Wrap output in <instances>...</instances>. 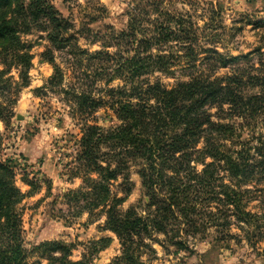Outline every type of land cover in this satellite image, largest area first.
Listing matches in <instances>:
<instances>
[{"label":"trees","instance_id":"1","mask_svg":"<svg viewBox=\"0 0 264 264\" xmlns=\"http://www.w3.org/2000/svg\"><path fill=\"white\" fill-rule=\"evenodd\" d=\"M84 1L63 0L65 17L53 0H0V94L11 89L5 75L15 70L18 78L10 92L15 98L0 103V122L10 124L18 92L29 85L33 55L23 37L43 33L48 45L42 56L52 75L34 94L64 96L79 125L63 172L81 186L63 198L76 217H104L102 230L120 246L108 264H148L142 257L155 253L154 235L178 251L207 228L235 226L247 244L260 243L264 206L262 214L247 206L264 205V43L237 56L218 51V13L202 9L210 16L199 26L200 0H132L121 30L103 23L107 12L99 0ZM71 5L79 8L78 24ZM80 38L99 49L82 48ZM158 75L176 80L167 87ZM100 110L106 121L96 118ZM131 169L147 199L144 214L121 208L132 189ZM15 179L14 169L0 162V264H41L29 262L33 255L46 264H93L109 238L91 242L78 261L59 242L25 248L18 206L38 183L24 175L30 191L23 193ZM118 179L121 195L111 189Z\"/></svg>","mask_w":264,"mask_h":264},{"label":"rangeland","instance_id":"2","mask_svg":"<svg viewBox=\"0 0 264 264\" xmlns=\"http://www.w3.org/2000/svg\"><path fill=\"white\" fill-rule=\"evenodd\" d=\"M105 7L107 17L104 24L112 25L116 30L125 28L127 18L125 11L132 0H99ZM84 0L80 4L85 5ZM196 5L199 26L207 21L209 12L203 11L211 7L215 15L216 29L213 31L219 37L215 46L218 51L237 56L247 53L264 43V27L255 26V23L264 22V0H200ZM198 4V3H197ZM53 5L63 16L68 11L63 0H53ZM182 3L175 2V6L182 9ZM74 10L75 23L78 24L77 14L79 8L70 6ZM187 10L188 7L185 6ZM203 9V10H202ZM23 41L31 45L33 59L28 73L29 85L18 92L16 103L12 106L13 117L10 124L5 127L0 122V162H4L14 169L16 174L15 185L23 193L30 188L22 181L25 175L29 181L35 180L38 189L25 198L18 206L21 212L23 242L28 251L45 242H59L70 246V259L78 261L91 242L102 238H109L110 243L106 249L93 257V264H108L119 255L120 246L114 234L103 231L104 217L101 215L89 216L83 213L74 215L72 204L67 205L63 198L68 190L81 186V180H68L63 167L69 161L72 144L79 136V125L72 118L69 107L64 102V96L47 93L44 97H36L34 90L43 86L52 75L51 66L43 59V52L48 43L45 34L33 31L24 36ZM79 45L89 51L99 49L97 45H89L82 38ZM56 62L65 66L63 54L56 53ZM176 75L180 74L182 66H178ZM0 70L3 67L0 65ZM66 73V72H65ZM224 72L221 71V74ZM177 77V76H176ZM160 82L167 87L174 84L176 79L157 76ZM3 79H8L11 89L0 94V103L7 98L13 99L17 73L11 70ZM69 75L65 74L64 86H69ZM113 86L119 85L114 82ZM21 119L18 120L17 117ZM99 121H106V113L100 110L96 114ZM103 124V123H101ZM105 126L109 123H104ZM128 179L131 182V192L122 204V209L137 208L141 214L146 202L140 179L131 169ZM122 179L113 183V192L122 189ZM48 186L50 189L47 190ZM263 203L253 201L248 209L262 214ZM262 228L257 236H263L262 241L254 247L247 244L244 234L235 226L227 230L207 228L195 238H186L187 249L176 250L165 242L162 235H154L150 244L154 254L142 257L148 264H264V218L260 220ZM230 234L234 238L227 236ZM33 255L29 262L39 260L46 264L44 259Z\"/></svg>","mask_w":264,"mask_h":264},{"label":"water","instance_id":"3","mask_svg":"<svg viewBox=\"0 0 264 264\" xmlns=\"http://www.w3.org/2000/svg\"><path fill=\"white\" fill-rule=\"evenodd\" d=\"M17 119L20 120L21 118L18 116ZM146 201H147V199H146Z\"/></svg>","mask_w":264,"mask_h":264}]
</instances>
